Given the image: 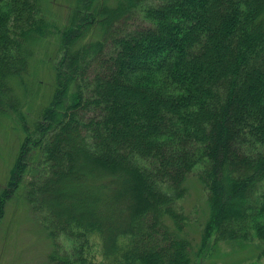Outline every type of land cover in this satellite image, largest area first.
Listing matches in <instances>:
<instances>
[{
  "label": "trees",
  "instance_id": "trees-1",
  "mask_svg": "<svg viewBox=\"0 0 264 264\" xmlns=\"http://www.w3.org/2000/svg\"><path fill=\"white\" fill-rule=\"evenodd\" d=\"M51 26L41 0H0V114L18 110L14 79ZM60 34L55 93L0 220L21 192L45 212L46 264H199L264 241V0H76ZM192 175L207 193L199 244L180 204Z\"/></svg>",
  "mask_w": 264,
  "mask_h": 264
},
{
  "label": "rangeland",
  "instance_id": "rangeland-1",
  "mask_svg": "<svg viewBox=\"0 0 264 264\" xmlns=\"http://www.w3.org/2000/svg\"><path fill=\"white\" fill-rule=\"evenodd\" d=\"M41 3L44 15L52 24L50 33L32 40L33 52L29 55L26 71L14 79L13 96L18 110L0 114V197L25 136L33 132L40 112L49 105L55 93V66L63 53L60 29L67 24L76 7V0H41ZM41 156L38 155L44 162ZM34 163H39L37 157ZM62 171L66 172L67 168L63 166ZM188 186L189 194L180 204L189 219L187 229L199 244L202 225L208 215L207 193L196 175L190 176ZM21 193L7 202L0 220V264H46L52 242L43 227L45 212L33 211ZM91 240L95 242L92 252L97 254L96 260H101L100 239L95 236ZM64 244L68 249L72 247L69 242L64 241ZM263 246L264 241L259 238L249 243L223 242L199 264H264V256L259 257Z\"/></svg>",
  "mask_w": 264,
  "mask_h": 264
}]
</instances>
